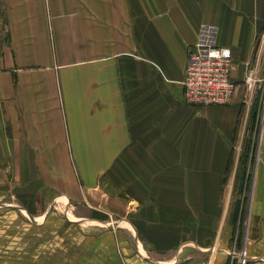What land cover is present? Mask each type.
I'll return each mask as SVG.
<instances>
[{
	"label": "crops",
	"instance_id": "crops-1",
	"mask_svg": "<svg viewBox=\"0 0 264 264\" xmlns=\"http://www.w3.org/2000/svg\"><path fill=\"white\" fill-rule=\"evenodd\" d=\"M204 25L230 105L184 102ZM0 35V264L234 263L224 208L209 244L206 178L246 123L264 192V0H0ZM262 230L235 264H264Z\"/></svg>",
	"mask_w": 264,
	"mask_h": 264
},
{
	"label": "rangeland",
	"instance_id": "rangeland-1",
	"mask_svg": "<svg viewBox=\"0 0 264 264\" xmlns=\"http://www.w3.org/2000/svg\"><path fill=\"white\" fill-rule=\"evenodd\" d=\"M237 138L234 143L230 159L226 166L225 172L222 176H207V192H206V215L207 222L211 226L210 228V242L212 245V239L214 231L218 226L219 217L222 208H224L226 197L228 194V186L230 183L232 167L234 164L235 147L238 143ZM240 160L238 162L237 172L235 176L234 185L232 188L231 199L227 212L226 224H231L233 227V234H235L234 246L237 253L246 251L245 242L242 244L241 237H245L250 233L258 235L262 233L264 227L262 211V203L264 202V192L254 191L255 179L252 178V162L248 163V145L247 136L244 135L242 139ZM254 220V222H252ZM226 226V225H225ZM246 234V235H245ZM258 238L260 236L258 235ZM259 245L261 241H256ZM237 261L240 260L236 258ZM236 260L233 264H235Z\"/></svg>",
	"mask_w": 264,
	"mask_h": 264
},
{
	"label": "built area",
	"instance_id": "built-area-1",
	"mask_svg": "<svg viewBox=\"0 0 264 264\" xmlns=\"http://www.w3.org/2000/svg\"><path fill=\"white\" fill-rule=\"evenodd\" d=\"M232 68L231 55L215 42V28L202 26L198 40L188 48L183 77L184 102L199 107L232 104L235 97ZM232 256L239 257L240 253L233 250Z\"/></svg>",
	"mask_w": 264,
	"mask_h": 264
},
{
	"label": "water",
	"instance_id": "water-1",
	"mask_svg": "<svg viewBox=\"0 0 264 264\" xmlns=\"http://www.w3.org/2000/svg\"><path fill=\"white\" fill-rule=\"evenodd\" d=\"M245 124L246 123H244V125H243V131L241 133L240 142H239V145L237 147L236 154H235V159H234V164H233V168H232L230 183H229V187H228V194H227V197H226L223 213H222V216H221V219H220V223H219V226H218V230H217V234H216V241H215L216 243H217V241H218V239L220 237V234H221V231H222V228L224 226V222H225V219H226V216H227L228 208H229L232 188H233V185H234L235 176H236L237 167H238V162H239V158H240L241 143H242V139H243Z\"/></svg>",
	"mask_w": 264,
	"mask_h": 264
},
{
	"label": "trees",
	"instance_id": "trees-1",
	"mask_svg": "<svg viewBox=\"0 0 264 264\" xmlns=\"http://www.w3.org/2000/svg\"><path fill=\"white\" fill-rule=\"evenodd\" d=\"M239 160H240V158H239Z\"/></svg>",
	"mask_w": 264,
	"mask_h": 264
}]
</instances>
